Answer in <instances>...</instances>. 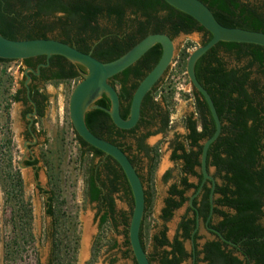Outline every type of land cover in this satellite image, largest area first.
I'll return each instance as SVG.
<instances>
[{"label": "trees", "instance_id": "1", "mask_svg": "<svg viewBox=\"0 0 264 264\" xmlns=\"http://www.w3.org/2000/svg\"><path fill=\"white\" fill-rule=\"evenodd\" d=\"M200 1L212 11L221 25L264 33L263 2ZM194 32L203 35L202 45H206L212 39V35L198 22L171 7L164 0H0V33L5 38L14 41L53 38L81 52L92 54L103 63L118 60L151 34H166L174 39L181 34L189 35ZM162 55L163 47L157 44L135 65L111 79V85L119 93L120 113L123 119L129 118L138 86L159 63ZM183 56L186 63L190 55L185 51ZM46 59L45 56L38 57L39 62H45ZM32 61L33 59H28L22 62L28 68L33 67ZM51 61L69 62L59 56H53ZM9 62L12 61L0 59V64ZM76 66L80 71L73 72L69 78L82 80V74H86L87 71L76 64L72 65V68ZM195 73L200 84L210 94L223 124L222 135L210 147L208 153L209 171L214 168V176L217 178L226 173L227 180L226 186L217 185L214 193L217 197L214 214L216 217H223L216 227L228 240L238 244L239 252L245 260L234 256L235 252H238L236 249H228V245L221 241H212L204 248L205 261L209 264H264V48L221 42L197 62ZM161 82L162 80L157 84L155 92ZM13 83L14 79L10 76L0 77V114L3 113L5 116L7 126L5 131L8 134H11L10 109L13 104L21 102H24L25 106L29 104L26 97H21L26 94L24 83L16 94L12 93ZM35 93L32 99L40 105L38 116L43 118L48 97L40 95L39 90ZM193 93L198 118L194 119L193 115L188 121L185 120L189 133L180 139L172 155V160L181 164V178L170 188L162 216L165 222L172 220L174 212L188 202L186 195L189 192L199 189L200 184L191 183L190 177L200 179V183L203 180L201 173L203 142L211 138L216 131L207 102L195 89ZM155 98L149 94L145 97L138 125L130 131H124L114 125L107 113L106 110L111 109V102L104 94L96 103L103 109L87 113V126L97 137L121 149L122 145L126 146L127 151L122 149L126 154L135 153L132 140L135 139L138 130L149 123L146 118L164 117L165 130H168L171 114L167 98H162L166 107H163L161 102H156ZM31 112L30 106L26 108L24 114L26 116ZM76 136L81 145L82 159L90 155L91 162L99 160L96 167L91 166L88 169L86 195L91 202L99 203L101 208H104L102 224L111 223L116 228L115 194L123 192L128 197L131 217L133 214L134 199L128 180L114 159L87 144L77 133ZM136 141L140 149L145 148L143 140ZM6 144L10 154L3 151L5 149L0 150V192L4 194L5 205L12 213L11 225L15 235V247H12L11 252L16 254L18 240L22 237H25L26 241H34L33 213L31 202L25 200L21 171L13 158V139L10 138ZM146 151L151 161L152 178L158 155L155 149ZM131 162L136 167L135 162L133 160ZM25 165L30 166L31 163L26 161ZM55 177L58 178L57 175L49 173V182L54 194L51 202L58 201L56 193L58 183ZM204 190L202 205L206 211L204 214L206 218L211 210V187L205 186ZM145 193L147 213L152 205V194L146 190ZM220 207H227L233 213L224 212L219 209ZM49 214L55 221L57 264H63V251L60 245L64 241L62 233L67 222L63 221L52 207ZM131 217L126 222L128 228ZM70 223H74V230H77L76 219ZM144 224L145 218L141 240L146 251ZM193 228L194 221H183L181 223L183 240L176 237L173 242L167 238V228L156 235L153 241L156 250L161 252L150 258L151 264L156 262L183 264L187 261L190 255L185 249V242L190 240ZM74 242L73 257L76 261L78 235H75ZM131 253L130 250L126 257Z\"/></svg>", "mask_w": 264, "mask_h": 264}, {"label": "rangeland", "instance_id": "2", "mask_svg": "<svg viewBox=\"0 0 264 264\" xmlns=\"http://www.w3.org/2000/svg\"><path fill=\"white\" fill-rule=\"evenodd\" d=\"M251 2H263L264 0H248ZM176 47L173 63H178L182 69L187 68L184 62L183 53L189 55L197 48L202 46L203 35L192 33L189 35L181 34L174 38ZM188 61V60H187ZM26 70L22 61H12L0 64V77L10 76L14 79L12 93L22 87L26 82ZM171 66L158 85L156 98L166 107L162 98H167L168 110L172 121L171 129L167 137L162 135H152L147 143L156 150L158 161L154 169L153 177L150 175V162L144 160L140 167V174L144 180L145 190L152 194V205L148 209L144 224V241L146 251L149 256H154L157 252L153 238L163 228H167L168 237L173 240L176 235L178 224L185 215L188 204L174 213L172 220L165 222L162 219V210L168 196L170 186L178 182L181 178V164L171 160L172 150L170 143L175 140V136L183 137L186 135L185 118L196 113L195 96L191 92L178 91V82L172 79ZM81 80L69 81L67 83L55 82L44 87V92L48 95L49 101L43 118H34L35 115L25 116L26 108L22 103L13 104L10 109V128L11 134L6 133V121L3 113L0 114V150L9 153L7 141L13 139L14 148L12 149L15 165L21 171L24 181L25 200L32 202V233L34 241H26L25 237L18 240L16 254L14 258L5 261V245L7 244L8 253L11 252V210L5 205L4 194L0 192V264H51V224L52 219L46 215L45 202L46 196L40 192L51 190L49 183V173L57 175L58 197L56 211L62 214L66 221L76 219L79 231V250L74 264H134L133 253L124 257L123 251L124 230L122 226L115 228L110 224L98 229L99 220L96 216L100 209L97 204H91L86 197V180L88 169L99 164V160L90 161L91 156L81 157V147L77 140L73 128L69 104L73 90ZM119 89V87H117ZM167 109V108H166ZM36 131H33V129ZM4 129V131H3ZM33 132V138L28 135V130ZM3 152V153H5ZM10 154V153H9ZM38 160V178L31 167L22 168L29 159ZM52 168V169H51ZM171 175L165 178L166 173ZM215 174V169L210 170ZM54 180V182H56ZM191 182L196 183V179L191 178ZM190 192L188 196H191ZM117 211L128 213L131 217V207L126 198L120 192L114 195ZM132 218V217H131ZM68 219V220H67ZM89 224L90 234L86 255L83 256L85 225ZM14 233V232H13ZM200 236L203 244L211 238L209 233L201 227ZM6 243V244H5ZM117 248L113 249V244ZM90 244V245H89ZM93 252H92V247ZM188 248L190 245H188ZM89 249V256L87 257ZM93 253V254H92ZM64 255V254H63ZM92 255V256H91ZM64 264H70V255H64ZM158 264V263H153Z\"/></svg>", "mask_w": 264, "mask_h": 264}, {"label": "water", "instance_id": "3", "mask_svg": "<svg viewBox=\"0 0 264 264\" xmlns=\"http://www.w3.org/2000/svg\"><path fill=\"white\" fill-rule=\"evenodd\" d=\"M164 1L176 10L193 18L212 35V39L206 45L200 46L190 54L186 69L192 88L207 102L216 125L214 135L203 142L201 156V172L204 177V183L207 181L213 183L211 193V205L213 207L215 180L208 169V153L210 147L222 135L223 124L210 94L197 79L195 67L197 62L205 54L221 42L256 45L264 48V33L240 28H228L221 25L212 11L200 0ZM157 44L163 47L162 58L138 86L132 100L130 116L125 120L120 113L121 101L119 93L117 89L111 85L110 80L135 65ZM175 51L176 47L174 40L168 35L151 34L118 60L110 63H103L93 57L92 54L81 52L53 38L14 41L5 38L0 33V59L24 61L45 56L50 60L53 56H59L86 69L87 73L82 74L83 79L77 84L70 98V119L77 135L90 146L114 159L120 165L128 180L134 199V209L129 227V240L137 264H151L141 240L142 224L146 214L144 183L136 167L121 148L97 137L89 130L86 123V115L93 110L103 109L96 105V103L102 98V95L105 94L111 102V109L106 111L110 115L114 125L124 131L134 129L141 119L142 104L145 97L153 91L155 86H157L167 73L175 57ZM29 71L33 72L31 69H29L28 72ZM28 72L26 75H28ZM30 81L31 78L27 76L26 86H28ZM21 167L28 168L24 166L23 163ZM210 230L218 234L224 242H228L218 231L211 228ZM231 245L235 246L234 243H231ZM88 256L89 249L87 257L82 261L84 262Z\"/></svg>", "mask_w": 264, "mask_h": 264}, {"label": "flooded vegetation", "instance_id": "4", "mask_svg": "<svg viewBox=\"0 0 264 264\" xmlns=\"http://www.w3.org/2000/svg\"><path fill=\"white\" fill-rule=\"evenodd\" d=\"M194 33H196V32H194ZM32 64H33V67H28V68L25 67L26 70L31 69V70H33V72L29 71L28 75H26V80H27V76H29L31 78V81L28 84V86H26V82H24V88L26 90V94L25 95L23 94V96H21V97H26L29 101V104L27 106H25L24 102H21V103L23 104V106L25 108H28L30 106L32 107V112L27 114L26 117H28L29 115L35 114L34 118H40L38 116V114L40 112V105H38L34 101V99H32V97H34L36 94L35 93L36 90H39L40 95H43V97H48V95L44 92L45 86L53 84L55 82L67 83L69 81H75L74 79L72 80L69 77L72 75L73 72H75V71L79 72L80 69L77 66L72 68V65H74V64H72L71 62H64L63 61L61 63H53L51 61V59L50 60L46 59L45 62H39L38 57L33 58ZM59 77H61V78H59ZM155 88H156V86H155ZM155 88L153 89L152 92L149 93L150 97H156ZM20 89H22V87ZM17 90H15L13 93L16 94ZM38 97L41 98V96H38ZM40 98H38L39 101H41ZM48 101H49V98H48ZM155 101L159 102V100L157 98H155ZM193 115H194V119L198 118L197 111ZM193 115L186 117L185 120L188 121L189 118H191ZM146 120L149 123L147 125L142 126L138 130V132L136 133L135 139L132 140V142L135 146L136 152L135 153L127 152L128 157L135 162L136 169H137L139 174H140V171H139L140 167L144 163V160L151 162L150 157L148 156V153L146 151V149H153L147 143V140L151 137L148 135L149 134H153V135H159L160 134L165 138V137H167L168 132L171 129V125H172V121L170 120L168 130H165L164 117H156L155 119L146 118ZM184 127H185V130L187 132L186 135L183 137H180L179 135H177V136H175V140H173L170 143L172 155H173V152H174L177 144L180 142V139L185 138L189 133L187 125H184ZM33 131H36V129L34 128ZM28 135L33 138V132L30 129L28 130ZM136 140H140V141L143 140V145L145 146V148L140 149ZM80 147H81V145H80ZM122 149L127 151V147L124 145H122ZM172 155H171V160H172ZM151 156H153V155H151ZM36 161H38V160H36V159L33 160L32 158L29 159L27 162L31 163V165L27 166V167L28 168L31 167L33 169V171L36 172L35 175L38 178V174H37L38 173V168H37L38 165L34 164ZM173 162H175V161H173ZM169 175H171V174L169 172H167L165 178H168ZM211 175L215 180V189H216L217 185H219L220 187L226 186V183H227V180L225 179L226 173H222V175L218 178L215 177L214 174H211ZM140 176H141V174H140ZM141 178L143 181L142 176H141ZM191 178H194V177H190V182H191ZM194 179H196V183H193V182H191V183L196 184V185L200 184V187L196 191L195 190L191 191V193H192L191 196H188V194L190 192L186 195V197L188 198V202L186 203V204H188V207L186 209L185 215L182 217L181 221L178 224L177 232H176V235L174 236L173 240H171L167 234V238L169 239V241L173 242L176 237H181L183 235V231L181 230V223L183 221H186V220L194 221V228H193V231L191 234V238H190V240H187L185 242V249H186L187 253L190 255L189 256L190 258L187 261H185L183 264H209V262L205 261L206 254L204 253V248L208 242H212V241H221V242L225 243L226 245H228V247H229L228 249H236L238 252H235L234 256L238 257L240 260L245 261L244 257L239 252L238 244L228 240L223 235V233L219 229H217V227H216L223 220V217H219V216L216 217L214 214V212H215V199L217 198V197H215V194H214V206L212 207V205H211V193H212V189H213V183L211 181H207L204 183V177H203V180L201 181V183H200V179H198V178H194ZM178 182L173 183L170 186V188ZM205 186L211 187V193H210L211 210H210V213L208 214V216L206 218L204 216V214H206V211L204 210V207L202 205L203 195L205 192V190H204ZM170 188L168 190V196H167L166 200L169 198ZM39 190L47 198V200L45 202V212H46V215L52 219V224H51V229H50V232H51V239L50 240L52 241V250H51V260L52 261H51V264H57V260H56L57 250H56L55 239H54V226H55L54 223H55V221H54V218L49 214V210L51 207L53 208L54 212L56 214H58L56 211L57 201L51 202V198L54 197L52 188H51V190L49 189V191H47V192H44V190L42 188H39ZM121 193L124 195V197L127 200V203L130 206V201H129L128 197H126L123 192H121ZM214 193H215V191H214ZM86 197L91 204H97L99 206L100 212L96 216V218L99 220L98 229L104 227V225L102 224V219L105 216L104 208L103 207L101 208V205L99 203L91 202L90 198L87 195H86ZM166 200H165V206H164L163 210L166 208ZM31 204H32V202H31ZM219 209L224 211V212L233 213V211L229 210L227 207H220ZM163 210H162V216H163ZM115 211H116V219H117L116 228H118L119 226H122L123 230H124L125 238H124V243H123V247H122L123 251H121V253L123 254L124 257H126V255L130 252V250L132 251L131 245H129V243H130L129 228L126 224V222L129 220V215H128V213H124V212L119 213L117 211L116 204H115ZM60 216L63 218V221L67 222L63 228L62 234L64 236V238H63L64 241H63V244L60 245L61 246L60 248L63 251L62 253L64 255H68V254L70 255V257H71V259L69 260L70 264H74V262H76V261H74V257H73V252H74V247H75L74 241H75V235L79 236V231H78V229L74 230V227H73L74 223L73 224L70 223L73 220L69 221L67 219L68 221H66V218L63 217L62 214ZM10 221H11V217H10ZM110 225H112V224L110 223ZM10 227H11V234L13 235L11 238L10 244L12 247H15V245H14L15 244L14 243L15 235L13 233V226L10 225ZM201 227H204V229L211 236V238L207 239L203 244L200 243V241L202 240V238L200 236ZM210 228L218 231L228 242H224L219 237V235L214 233L213 231H211ZM163 230H166V228H163L161 231H159V233L157 235H159ZM79 240H80V237H79ZM181 240H183L182 237H181ZM79 242H78L77 252L79 250ZM231 243H234L235 246H232ZM187 244L190 245L189 248H188ZM93 248H94V245L92 247V252H93ZM112 248L113 249L117 248V245L114 243L112 245ZM159 251L160 250H157L156 253L158 254ZM157 254H155V255H157ZM4 255H5V261H7V259H9V258H11V259L14 258V254L12 252H11V254L8 253L7 244L5 245V254ZM64 255H62L63 264H64V257H65ZM148 257H149V260H150V258H152V256H149V255H148ZM156 263L160 264L159 262H156ZM134 264H137L136 261Z\"/></svg>", "mask_w": 264, "mask_h": 264}, {"label": "built area", "instance_id": "5", "mask_svg": "<svg viewBox=\"0 0 264 264\" xmlns=\"http://www.w3.org/2000/svg\"><path fill=\"white\" fill-rule=\"evenodd\" d=\"M171 73L173 74L172 79H175L176 82H178V91L191 92V90H193L187 74V69H182L178 66V63L172 62Z\"/></svg>", "mask_w": 264, "mask_h": 264}, {"label": "bare ground", "instance_id": "6", "mask_svg": "<svg viewBox=\"0 0 264 264\" xmlns=\"http://www.w3.org/2000/svg\"><path fill=\"white\" fill-rule=\"evenodd\" d=\"M89 234H90V230H89V224H86L85 225V235H84V249H83V256H85L86 255V247H87V245H88V241L86 240V238H88V236H89Z\"/></svg>", "mask_w": 264, "mask_h": 264}]
</instances>
